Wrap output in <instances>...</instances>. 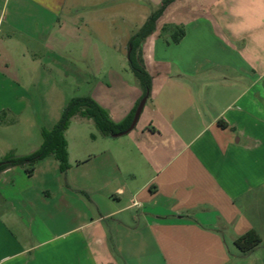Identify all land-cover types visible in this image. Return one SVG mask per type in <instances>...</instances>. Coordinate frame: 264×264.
<instances>
[{
	"label": "crops",
	"instance_id": "crops-1",
	"mask_svg": "<svg viewBox=\"0 0 264 264\" xmlns=\"http://www.w3.org/2000/svg\"><path fill=\"white\" fill-rule=\"evenodd\" d=\"M107 1L0 0V20L11 6L0 115L14 117L0 124V162L42 144L36 53L51 51L67 27L98 33L116 9ZM170 8L142 47L152 89L132 131L92 136L79 151L67 140L65 173L53 158L32 176L21 167L0 173V264H154L150 244L160 264H264V0ZM165 27L184 37L173 44ZM16 38L25 46L11 48ZM108 88L88 97L122 123L142 92L133 85L122 98ZM249 231L263 243L241 256L234 241Z\"/></svg>",
	"mask_w": 264,
	"mask_h": 264
},
{
	"label": "rangeland",
	"instance_id": "rangeland-1",
	"mask_svg": "<svg viewBox=\"0 0 264 264\" xmlns=\"http://www.w3.org/2000/svg\"><path fill=\"white\" fill-rule=\"evenodd\" d=\"M116 1V9L111 12L112 17L101 22L98 33H89L87 28L81 26L72 34L74 28L71 30L67 27L53 36L51 51L46 54L38 50L36 53L39 64L43 63L42 67L38 65L35 75L31 76L38 96L33 101V118L40 131H50L73 98L89 96L108 85V89H112L114 94L125 98L131 94L129 88L137 85L128 65V42L132 33L142 27L141 24L161 6L163 0H133L131 3L130 0L128 3H125L126 0ZM113 2L115 0H108L105 5L115 6ZM10 10L11 6L6 11L5 19L0 20V43L4 40L7 25L10 23ZM165 11L159 18L161 22L166 21L173 13V9L167 14ZM24 46L16 38L11 48L15 47L16 50V47ZM11 53L13 54H9L12 57L19 54L15 51ZM45 75H48L47 81ZM13 121V116L0 115L2 125H9ZM92 136L99 137V132L92 123L71 121L67 132L71 149L79 151L91 142ZM147 252L154 264H160L152 244Z\"/></svg>",
	"mask_w": 264,
	"mask_h": 264
},
{
	"label": "trees",
	"instance_id": "trees-1",
	"mask_svg": "<svg viewBox=\"0 0 264 264\" xmlns=\"http://www.w3.org/2000/svg\"><path fill=\"white\" fill-rule=\"evenodd\" d=\"M175 0H163L161 6L153 11L142 27L134 31L128 42V65L135 80L142 92L141 100L150 97L152 89V78L148 73L142 55V47L145 41L156 30V24L165 9ZM172 29L171 42L177 44L184 37L183 28L165 27L163 31ZM140 100V101H141ZM138 107V105H137ZM122 123L115 124L108 116V113L100 107L91 97H76L71 99L57 122L47 131L42 129V144L32 154L21 158H6L0 162V173L8 168H24L28 176H32L36 166L48 159L53 158L59 164V171L65 173L69 169L68 164V143L66 132L73 119L91 121L103 138L112 137L125 133L134 118L136 109ZM263 243L261 237L255 231H249L234 241V246L241 253L247 256Z\"/></svg>",
	"mask_w": 264,
	"mask_h": 264
},
{
	"label": "water",
	"instance_id": "water-1",
	"mask_svg": "<svg viewBox=\"0 0 264 264\" xmlns=\"http://www.w3.org/2000/svg\"><path fill=\"white\" fill-rule=\"evenodd\" d=\"M146 101H147V97H144V98L139 102L138 107H137V109H136V112H135V114H134L133 121H132V123H131L129 129H128L125 133L117 134V135H114V136H112V137H121V136H123V135L128 134L130 131H132V130L135 128V126H136V124H137V122H138V120H139V118H140V116H141V113H142V111H143V109H144V107H145Z\"/></svg>",
	"mask_w": 264,
	"mask_h": 264
}]
</instances>
